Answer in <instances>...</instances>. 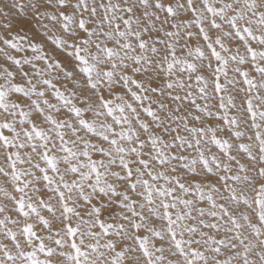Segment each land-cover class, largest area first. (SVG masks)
I'll use <instances>...</instances> for the list:
<instances>
[{"label":"snow or ice","instance_id":"obj_1","mask_svg":"<svg viewBox=\"0 0 264 264\" xmlns=\"http://www.w3.org/2000/svg\"><path fill=\"white\" fill-rule=\"evenodd\" d=\"M0 264H264V0H0Z\"/></svg>","mask_w":264,"mask_h":264}]
</instances>
